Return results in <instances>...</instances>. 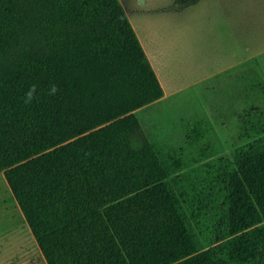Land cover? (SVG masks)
Segmentation results:
<instances>
[{
	"label": "trees",
	"instance_id": "trees-1",
	"mask_svg": "<svg viewBox=\"0 0 264 264\" xmlns=\"http://www.w3.org/2000/svg\"><path fill=\"white\" fill-rule=\"evenodd\" d=\"M164 94L121 0H0V173L48 264H264L262 75L228 95L231 158L205 119L157 148L136 111Z\"/></svg>",
	"mask_w": 264,
	"mask_h": 264
},
{
	"label": "rangeland",
	"instance_id": "rangeland-1",
	"mask_svg": "<svg viewBox=\"0 0 264 264\" xmlns=\"http://www.w3.org/2000/svg\"><path fill=\"white\" fill-rule=\"evenodd\" d=\"M121 2L162 73L164 96L136 111L148 139L163 151L183 147L189 155L197 150L186 145L188 128L205 119L218 155L231 158L234 142L222 120L241 75L254 68L264 79V0ZM40 252L2 172L0 264H48Z\"/></svg>",
	"mask_w": 264,
	"mask_h": 264
},
{
	"label": "clouds",
	"instance_id": "clouds-1",
	"mask_svg": "<svg viewBox=\"0 0 264 264\" xmlns=\"http://www.w3.org/2000/svg\"><path fill=\"white\" fill-rule=\"evenodd\" d=\"M58 91L57 87L53 85L49 90V95H55ZM36 98V86L33 85L29 88L28 92L25 94V103L29 104Z\"/></svg>",
	"mask_w": 264,
	"mask_h": 264
},
{
	"label": "crops",
	"instance_id": "crops-1",
	"mask_svg": "<svg viewBox=\"0 0 264 264\" xmlns=\"http://www.w3.org/2000/svg\"><path fill=\"white\" fill-rule=\"evenodd\" d=\"M125 8V7H124ZM138 34V33H137ZM139 36V35H138ZM141 39L143 40V37L141 36ZM145 44V43H144ZM145 50H147L146 52H148L147 54H149L150 55V57H149V59L150 58H153L154 59V56H153V54H152V52L150 51V49L145 45ZM148 55V56H149ZM152 62V61H151ZM153 65V64H152ZM154 66V65H153ZM155 68V67H154ZM158 71H160V67L158 66ZM156 70V69H155ZM157 72V71H156ZM157 74H158V76H159V78H161V74L162 73H160V75H159V73L157 72ZM161 80V79H160ZM162 82V81H161ZM164 87V86H163ZM27 221V220H26ZM40 248V247H39ZM41 250V249H40ZM40 253H42V251L40 252ZM42 255H43V253H42Z\"/></svg>",
	"mask_w": 264,
	"mask_h": 264
},
{
	"label": "bare ground",
	"instance_id": "bare-ground-1",
	"mask_svg": "<svg viewBox=\"0 0 264 264\" xmlns=\"http://www.w3.org/2000/svg\"><path fill=\"white\" fill-rule=\"evenodd\" d=\"M145 41V40H144ZM146 45H148L147 43H146ZM148 47H149V45H148Z\"/></svg>",
	"mask_w": 264,
	"mask_h": 264
}]
</instances>
